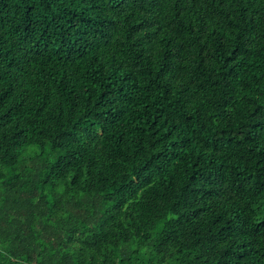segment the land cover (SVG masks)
<instances>
[{"label":"trees","instance_id":"trees-1","mask_svg":"<svg viewBox=\"0 0 264 264\" xmlns=\"http://www.w3.org/2000/svg\"><path fill=\"white\" fill-rule=\"evenodd\" d=\"M0 264H264V0H0Z\"/></svg>","mask_w":264,"mask_h":264}]
</instances>
